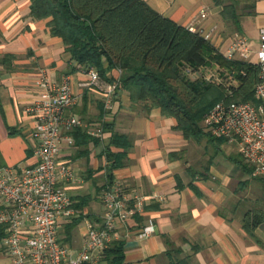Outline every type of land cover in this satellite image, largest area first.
Wrapping results in <instances>:
<instances>
[{
    "label": "crops",
    "instance_id": "obj_1",
    "mask_svg": "<svg viewBox=\"0 0 264 264\" xmlns=\"http://www.w3.org/2000/svg\"><path fill=\"white\" fill-rule=\"evenodd\" d=\"M145 1L160 15L187 29L216 30L214 39L220 48L223 45L227 49L238 34L247 37V22L256 25L258 35L264 28V0L252 1L251 12L240 19V31L222 18V1ZM203 9L208 13L206 18L200 17ZM49 22L32 17L30 0H0V165L26 167L36 163V122L26 111L38 99L36 82L42 74L58 84L69 79L78 102L68 115L89 127L104 122L112 126L111 132L86 147L65 144L59 157V164L74 173L73 181L61 184L72 200L78 203L89 197L81 214L94 226L102 223V192L111 182L106 147L114 133L127 136L132 147L123 166L112 172V179L129 191L151 197L143 214L131 218L127 227L118 228L117 241L125 244L127 263L169 264L167 253L172 245L181 251L179 258H190L192 264H264V224L251 235L243 228V215L238 214L247 201L236 197L244 190L242 182L248 180L242 179L247 175L231 159L234 153L240 155L238 147L232 145L235 152L226 153L224 160L218 156L228 143L213 144L212 156L205 150L197 152L194 141L175 130L174 118L164 116L160 109L147 110L145 104L133 102L121 89L115 93L112 109L101 117L104 90L83 85L89 80L87 71L77 68L66 54L62 39L52 34ZM225 25L228 35L222 30ZM111 76L119 79L120 72L116 70ZM103 85L105 88L106 83ZM234 164L240 168H234ZM68 221L61 229V239L76 256L87 240V228L83 219L70 240H65ZM150 222L155 233L140 239L138 233ZM102 252L98 264H106ZM0 264H11L5 251L0 253Z\"/></svg>",
    "mask_w": 264,
    "mask_h": 264
},
{
    "label": "trees",
    "instance_id": "obj_2",
    "mask_svg": "<svg viewBox=\"0 0 264 264\" xmlns=\"http://www.w3.org/2000/svg\"><path fill=\"white\" fill-rule=\"evenodd\" d=\"M30 1L32 17L50 19L52 34L62 39L66 54L77 68L87 72L97 70L102 82H118L117 91L127 92L133 102L145 104L147 110L160 109L164 116L174 118L175 130L188 141L200 143L205 139L217 145L227 143L205 130L202 124L205 114L222 101L255 102L254 88L259 77L256 65L227 60L198 31L193 32L160 15L145 0ZM221 5L224 21L240 31L244 14L239 13L236 3ZM215 62L220 65L215 69V76L236 83L232 94L226 91L224 82L208 78ZM116 70H121L119 79L111 76ZM107 111L103 104L101 117ZM101 126L104 133L112 131L110 124L104 122ZM85 128L77 127L70 132L74 139L72 147L83 148L93 140L99 141ZM112 147L122 152L114 153ZM131 147L127 136L112 135L106 147L109 185L114 183L112 172L123 166ZM231 159L241 166L244 174L262 183V201L243 213V228L252 235L264 224V179L252 176L253 168L241 154H233ZM247 184L248 180L242 182V186ZM79 201L74 207L82 213L87 205L84 201H89V197ZM84 218L81 214L65 223V240H70L73 229ZM5 236V226L0 223L1 247ZM169 246V264H192L190 258H179L180 250ZM102 256L106 264H129L122 241H114Z\"/></svg>",
    "mask_w": 264,
    "mask_h": 264
},
{
    "label": "built area",
    "instance_id": "obj_3",
    "mask_svg": "<svg viewBox=\"0 0 264 264\" xmlns=\"http://www.w3.org/2000/svg\"><path fill=\"white\" fill-rule=\"evenodd\" d=\"M207 15L206 10L200 11L201 18ZM198 32L206 42L218 47L214 43L216 30ZM221 54L229 61L247 63L252 54L250 41L244 35H237ZM254 65L259 70L255 102H219L205 114L202 124L213 137L237 146L253 168L252 176L264 179V28L259 32ZM87 73L89 80L83 85L104 90L105 109L111 110L118 82L104 88L97 70L90 69ZM215 81L224 82L226 91L232 94L234 81H222L218 76ZM36 86L38 99L26 109L36 122V163L26 167L0 165V223L6 230L3 248L11 264H98L99 254L118 240V228L127 227L131 218L143 214L151 197L127 190L120 181L107 186L102 192V223L94 226L84 218L87 240L73 256L62 242L60 232L65 221L80 216L81 212L61 185L73 181L74 173L59 164V157L65 144L74 145L70 134L74 128L87 127L91 136L101 139L103 127H88L78 117L68 115L78 102L69 79L58 84L42 74ZM153 198L161 200L158 195ZM154 233L155 226L150 222L138 237L146 239Z\"/></svg>",
    "mask_w": 264,
    "mask_h": 264
},
{
    "label": "rangeland",
    "instance_id": "obj_4",
    "mask_svg": "<svg viewBox=\"0 0 264 264\" xmlns=\"http://www.w3.org/2000/svg\"><path fill=\"white\" fill-rule=\"evenodd\" d=\"M218 1L219 2L222 1V3H224V4L236 3V5L239 8V13L245 14V13L251 12L250 6H251L253 0H246V1L245 0H218ZM215 19H218V22L220 20V24H221V19L220 18H218V17L216 18L215 17ZM241 20H242V16H241ZM253 21H254V18H251V22H253ZM241 23L243 24L242 21H241ZM226 25L224 26V28L226 27ZM225 29H227V28H225ZM225 29H222V30H224L226 35H228V32L230 33V31L228 29L227 30H225ZM245 32H246V36L250 39V45H251V50H252V54L250 56V61L247 62V63H251V64L254 65V63L256 61V51H257L258 45H259V35H258V31H257L256 25L247 22L245 24ZM236 34H238V33H236ZM231 36H233V35H231ZM214 43H217L216 39H214ZM221 48H222L223 52H225L226 47L222 45ZM221 48L220 47L218 48V51L220 53L222 52ZM219 66L220 65L218 63H216V65L214 66V69L211 70L208 73V77H210V79L215 80V75H217V73L215 72V69L220 68ZM254 67H255V65H254ZM194 144H195V147L198 149L197 152L203 153L204 150H205L209 156H212L215 153V147L216 146L213 145V144H209V142L207 140H205V139L202 142H200V143H197V142L194 141ZM231 152H233V146L232 145H228V144L223 145L222 146V150L219 153L218 157L221 158V160L222 159L224 160L225 159L224 155L226 153H231ZM232 166L234 168L235 167H239L236 164H234ZM241 172L242 171L240 169V173ZM237 176H238V173H237L236 177ZM236 177H235V179H236ZM242 179L243 180L244 179L245 180L248 179V184H247V186H244V190L243 191L239 192V194L236 197V199L239 200V201H245V202L247 201L246 203L243 204V207L241 209H239V211H238V214L241 213L243 215V213L246 212L247 210H249L252 206H254L257 203H259V201H262L263 187H262V183L260 181L255 180L253 178H250L248 176L244 177V178L242 177ZM2 251L4 252L3 248L0 246V253H2Z\"/></svg>",
    "mask_w": 264,
    "mask_h": 264
}]
</instances>
